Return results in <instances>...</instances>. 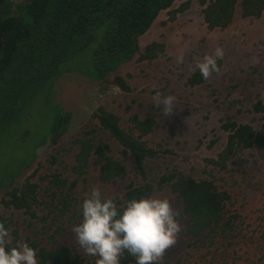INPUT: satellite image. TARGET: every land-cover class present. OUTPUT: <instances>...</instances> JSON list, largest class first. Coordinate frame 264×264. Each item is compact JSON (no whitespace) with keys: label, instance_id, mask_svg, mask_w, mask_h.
Here are the masks:
<instances>
[{"label":"rangeland","instance_id":"rangeland-1","mask_svg":"<svg viewBox=\"0 0 264 264\" xmlns=\"http://www.w3.org/2000/svg\"><path fill=\"white\" fill-rule=\"evenodd\" d=\"M10 1L14 6L20 2ZM210 1L175 0L159 13L139 43L142 50L153 42L164 44L162 56L140 60L137 53L106 79L94 80L85 72L91 68L98 44L94 41L74 55L68 66L63 64L59 76L26 88L18 116L0 129V213L10 224L11 241L36 240L47 247L66 244L81 253L87 264H95L97 257L86 255L71 231L83 218L85 194L99 186L104 196L120 193L124 200L130 183H148L152 186L148 196L173 197L174 208L182 212V200L163 181L165 176L177 173L215 180L228 190L231 200L226 217L236 214V225L234 235L221 231L213 236L205 232L194 236L189 232L187 216L180 217L183 228L162 264H264L263 152L255 147L237 148L223 170L209 161L218 159L226 147L229 130L223 128L224 123L250 124L257 133L263 131L264 112L256 106H264V12L258 17L244 16L239 2L227 27L211 28L203 14ZM216 47L224 52L223 59L218 60L221 72L190 85L188 78L195 61ZM181 53L184 63L177 64L176 57ZM157 91L162 93L161 98L176 97L170 115L163 114V104L154 103ZM100 107L119 114L125 127L132 124L134 114L154 117L156 124L143 140L158 154L146 159L145 176L124 146L100 126L95 115ZM58 109L66 120L62 131L53 135L50 130ZM45 137V144L39 147ZM83 138H91L95 144L108 143V154L121 160L127 173L113 181L100 179V166L93 155L84 172L77 173L76 153ZM29 176L38 184L39 198L46 202V209L34 206L37 217L2 200L9 199L8 192L21 188ZM54 176L65 180L64 184L60 181V190L73 198L67 199L70 207L65 214L56 212L44 221L41 218L49 212L48 206L54 207L48 194L57 188ZM59 208L64 207L59 204L52 211ZM120 264L126 263L120 259Z\"/></svg>","mask_w":264,"mask_h":264},{"label":"trees","instance_id":"trees-1","mask_svg":"<svg viewBox=\"0 0 264 264\" xmlns=\"http://www.w3.org/2000/svg\"><path fill=\"white\" fill-rule=\"evenodd\" d=\"M174 2L175 0H20L19 5L14 6L10 0H0V129L18 116L24 92L29 85L59 76L63 64L68 66L74 55L94 41L98 44L92 54L91 68L85 71L94 80L106 79L123 64L132 61L137 53L140 60L164 55V44L153 42L142 50L139 38L148 31L159 13L171 7ZM239 2L244 16L258 17L264 12V0H211L203 9L205 21L211 28L227 27ZM76 69L79 68H73L72 71ZM205 81L198 69L188 78L190 85ZM256 110L264 112V106L259 103ZM95 115L100 126L124 146L125 152L134 158L137 170L145 176L146 159L158 154L157 149L143 140L156 124L154 117L141 118L134 114L130 118L132 124L125 127L119 114L104 107H100ZM262 119L263 131L259 133L250 124H238L234 121L224 123L223 128L229 130L226 147L220 152L218 159L211 158L209 161L221 170L226 169L230 156L240 147H255L264 156V115ZM65 120V115L58 109L50 133L58 135ZM46 137L39 147L45 144ZM79 141L82 146L76 153L77 162L74 165L77 173L84 172L83 168L88 166L92 155L100 166V179L113 181L127 173L125 164L108 154V143L95 144L91 138ZM18 175L8 178L14 179ZM30 177L32 176L25 180L21 188L15 187L8 192L9 199L2 200L6 205L25 209L26 213L37 217L34 206L37 204L46 209V202L39 198L38 184L29 180ZM54 177L53 182L59 183H55L57 188L48 192L54 201V207L48 206L49 212L41 218L44 221L48 220L47 216L50 214H65L70 207L67 199L73 198L72 194L60 190L63 178ZM163 181L182 200L181 217L187 216L192 235L199 236L205 232L213 236L221 231L234 235L236 214L226 217L231 194L219 187L215 180H197L192 176L172 173L165 176ZM151 190L152 186L148 183H130L124 200L146 197ZM59 204L64 208L52 211ZM0 221L10 228L9 222L1 213ZM12 243L17 244L14 239ZM28 244L35 249L39 264H87V259L81 253L66 244L47 247L36 240L28 241ZM120 259L126 264H137L135 257L127 253Z\"/></svg>","mask_w":264,"mask_h":264},{"label":"clouds","instance_id":"clouds-1","mask_svg":"<svg viewBox=\"0 0 264 264\" xmlns=\"http://www.w3.org/2000/svg\"><path fill=\"white\" fill-rule=\"evenodd\" d=\"M223 49L216 47L197 59L192 70H199L204 80L219 74L218 60ZM177 64L184 63L183 53ZM157 91L154 103L163 104V114L173 113L174 95ZM173 197L147 196L123 200L120 193L104 196L99 186L91 188L82 201V220L72 226L75 241L88 256L97 257L95 264H120L127 253L137 264H162L168 250L179 238L183 225L182 212L173 206ZM123 201L118 203L117 201ZM0 264H37L36 251L27 242L13 245L10 231L0 221Z\"/></svg>","mask_w":264,"mask_h":264},{"label":"bare ground","instance_id":"bare-ground-1","mask_svg":"<svg viewBox=\"0 0 264 264\" xmlns=\"http://www.w3.org/2000/svg\"><path fill=\"white\" fill-rule=\"evenodd\" d=\"M26 171V170H25ZM23 172V171H22ZM48 174H49V172H48ZM51 174V173H50Z\"/></svg>","mask_w":264,"mask_h":264}]
</instances>
